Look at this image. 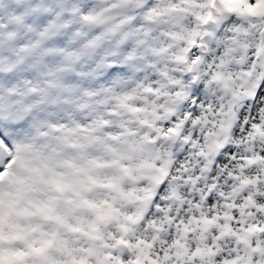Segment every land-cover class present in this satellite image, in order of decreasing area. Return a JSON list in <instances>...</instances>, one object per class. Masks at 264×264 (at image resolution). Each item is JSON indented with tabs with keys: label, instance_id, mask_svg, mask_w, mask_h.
<instances>
[{
	"label": "snow or ice",
	"instance_id": "1",
	"mask_svg": "<svg viewBox=\"0 0 264 264\" xmlns=\"http://www.w3.org/2000/svg\"><path fill=\"white\" fill-rule=\"evenodd\" d=\"M0 264H264V0H0Z\"/></svg>",
	"mask_w": 264,
	"mask_h": 264
}]
</instances>
